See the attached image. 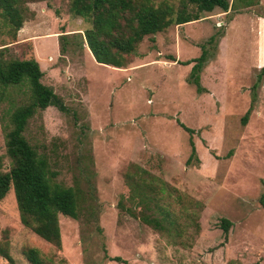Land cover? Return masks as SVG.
I'll return each mask as SVG.
<instances>
[{"label":"rangeland","instance_id":"obj_1","mask_svg":"<svg viewBox=\"0 0 264 264\" xmlns=\"http://www.w3.org/2000/svg\"><path fill=\"white\" fill-rule=\"evenodd\" d=\"M230 2L229 11L216 8L146 37L125 68L95 60L84 38L90 24L72 15L71 0L29 1L16 41L0 15V47L36 58L43 83L70 110L40 112L27 138L49 159L57 182L73 186L88 168L96 187V217L60 214L61 249L22 223L11 188L0 202V236L9 238L17 264H32L28 248L55 264H125L115 256L129 264H264V0L241 9ZM204 44L210 57L199 92L188 81L195 63L181 62L198 58ZM19 86L0 101V171L11 166L4 126L28 97ZM179 120L195 130L200 161L190 165L191 135ZM133 188L151 201L164 198L160 204L171 206L182 231L155 230L126 212L142 214ZM224 219L231 222L228 232ZM0 264L11 263L0 256Z\"/></svg>","mask_w":264,"mask_h":264},{"label":"trees","instance_id":"obj_2","mask_svg":"<svg viewBox=\"0 0 264 264\" xmlns=\"http://www.w3.org/2000/svg\"><path fill=\"white\" fill-rule=\"evenodd\" d=\"M29 1L31 0H0V15L10 25L12 41L17 40L18 33L27 20ZM259 3L260 0H237L236 6L238 9L249 8ZM216 8L229 11L232 4L230 0H180L176 7L167 1L156 4L154 0H71L70 5V11L75 18H81L90 24L84 31V38L95 60L115 68L127 67L131 57L138 54V48L146 37H152L173 25L198 21L204 13L213 12ZM215 39L216 36H212L208 43L212 44ZM66 44L67 40L62 44L63 51L67 49ZM209 57L207 45L204 44L198 58L181 62L185 65L195 63L188 81L199 92L205 90L201 85V73ZM172 59L176 60L174 57ZM43 77L44 71L36 58L21 59L10 54L9 46L0 47V101L12 97L13 92L9 95L8 93L15 85L20 84L15 90L22 91L26 88L28 92L26 100L11 110L9 122L4 126L11 166L8 170L0 171V202L13 188L22 223L61 249L60 214L79 220L89 211L88 215L96 217L95 210L91 207L96 187L88 168L84 169L82 177L75 179L73 186L57 182V173L52 170L49 159L39 153L26 136L30 120L48 107L55 106L65 113L70 111L64 98L43 83ZM260 78L264 79V66L261 68ZM250 113L249 110L243 117L244 123H247ZM178 123L191 135V155L187 164H192L194 160L200 161L193 139L195 130L180 120ZM84 182L88 185L87 190L82 187ZM145 186L149 190L153 189L152 182L149 185L145 182ZM132 190L138 196L135 206L137 205L142 214L124 208L126 212L155 230L170 234L182 231L171 206L160 204L164 198L151 201L150 198L143 197L139 189ZM160 191L163 192L164 188H160ZM147 200L151 201V206ZM261 203L264 205V194ZM141 205L145 206L144 210ZM146 210L159 213V216L152 218L145 213ZM222 225L228 232L231 222L224 219ZM24 255L32 264H55L47 263L36 248L26 249ZM0 256L11 264H17L11 253L8 237L3 239L0 236ZM111 259L129 264L120 256Z\"/></svg>","mask_w":264,"mask_h":264},{"label":"crops","instance_id":"obj_3","mask_svg":"<svg viewBox=\"0 0 264 264\" xmlns=\"http://www.w3.org/2000/svg\"><path fill=\"white\" fill-rule=\"evenodd\" d=\"M183 25V24H182Z\"/></svg>","mask_w":264,"mask_h":264}]
</instances>
